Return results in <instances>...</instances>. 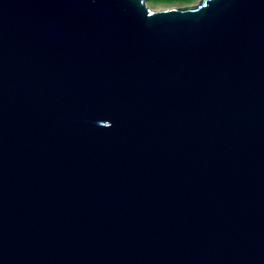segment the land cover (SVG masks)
I'll return each instance as SVG.
<instances>
[{
    "label": "water",
    "instance_id": "95a60500",
    "mask_svg": "<svg viewBox=\"0 0 264 264\" xmlns=\"http://www.w3.org/2000/svg\"><path fill=\"white\" fill-rule=\"evenodd\" d=\"M0 264H264V0H0Z\"/></svg>",
    "mask_w": 264,
    "mask_h": 264
},
{
    "label": "rangeland",
    "instance_id": "374dc122",
    "mask_svg": "<svg viewBox=\"0 0 264 264\" xmlns=\"http://www.w3.org/2000/svg\"><path fill=\"white\" fill-rule=\"evenodd\" d=\"M200 0H193L189 3H179V2H154V0H147V5L153 9V10H162V9H167V8H177V7H182V6H190V5H196L199 3Z\"/></svg>",
    "mask_w": 264,
    "mask_h": 264
},
{
    "label": "trees",
    "instance_id": "16d2710c",
    "mask_svg": "<svg viewBox=\"0 0 264 264\" xmlns=\"http://www.w3.org/2000/svg\"><path fill=\"white\" fill-rule=\"evenodd\" d=\"M193 0H154V2H168V3H172V2H179V3H189Z\"/></svg>",
    "mask_w": 264,
    "mask_h": 264
}]
</instances>
